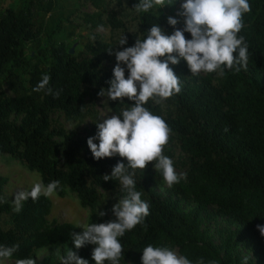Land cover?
<instances>
[{
	"label": "trees",
	"instance_id": "1",
	"mask_svg": "<svg viewBox=\"0 0 264 264\" xmlns=\"http://www.w3.org/2000/svg\"><path fill=\"white\" fill-rule=\"evenodd\" d=\"M138 2L0 0V157L23 166L38 182L60 181L55 201L43 196L35 202L29 199L19 213L12 204L0 203V245H20L6 261L35 259L37 251L59 247L65 254L71 248L95 264L91 244L76 249L71 240V233H80V228L49 222L48 216L56 202L72 195L81 210L89 212L87 223H100L98 211L115 219L111 209L124 193L118 181L106 182L103 176L127 160L118 156L96 160L87 145L100 123L94 103L101 98L99 91L110 87L117 63L108 50L133 46L136 38H146L153 24L172 34L175 29L168 17L185 0H165V6L147 13H136L133 7ZM248 3L251 11L243 14L238 33L248 45L246 70L196 77L181 60L169 65L179 77L180 93L161 104L149 100L145 105L170 129L166 156L170 158L174 146L183 157L185 178L173 185L175 194L197 207L183 213L176 202L150 189L137 169V190L150 214L119 238L124 249L120 264H141L142 250L149 244L176 250L192 264L201 258L204 264H243L233 253L243 247L252 252L256 264H264V236L257 229L264 225V0ZM80 29H107L110 36L102 40L90 34L85 43L74 42L77 46L70 54L68 42ZM122 35L127 38L124 46L118 45ZM184 35L191 39L189 33ZM45 74L59 97L33 91ZM132 103L127 98L124 103L108 100L116 115ZM6 184L0 178V198ZM208 209L241 227L220 248L212 246L200 229V218ZM36 261L62 264L57 254Z\"/></svg>",
	"mask_w": 264,
	"mask_h": 264
},
{
	"label": "clouds",
	"instance_id": "2",
	"mask_svg": "<svg viewBox=\"0 0 264 264\" xmlns=\"http://www.w3.org/2000/svg\"><path fill=\"white\" fill-rule=\"evenodd\" d=\"M165 5V0H139L133 8L136 13H147L155 6L161 8ZM181 9L177 15L184 18L182 29L176 27L178 19L169 16L167 22L175 29L172 34H165L158 24H153L146 38H136L133 46L115 52L108 50L109 55H115L117 63L113 68V79L109 81L110 87L102 88L98 95L120 103L127 98L134 103L121 109L118 115L106 116L103 122L97 123L96 135L87 139L94 159L111 158L118 154L127 160V164L117 162L110 175L103 176L106 182L118 181L124 193L111 209L115 219L105 223L78 224L77 227L83 231L71 233L76 249L86 244L95 245L92 250L95 264H105L106 261L120 264L124 249L119 238L143 223L150 214L149 204L141 198L142 192L137 190V169L143 171L149 163L155 162V170L161 173L168 187L185 178L184 174H177L172 159L163 154L170 135L168 125L163 118L145 107L149 100L161 104L180 93L179 77L169 65H177L183 60L194 76L201 72L223 76L225 69L236 72L241 68L247 69L248 45L243 36L238 37V33L243 27V14L251 11L248 0H185ZM184 33H189L191 39H186ZM126 44L127 38L122 35L118 45ZM50 79L49 75H43L33 91L59 97L60 93L49 86ZM95 140H99V143H95ZM58 188L59 180L47 184L40 181L34 183L31 190L17 191L12 201L13 211L21 212L29 199L35 202L41 196L53 197ZM98 215L104 216L106 213L98 211ZM257 229L264 236V225H257ZM19 247V244L0 245V264L12 258ZM61 260L62 264H88L71 248ZM15 264H37V261L26 257L16 259ZM141 264L192 262L169 247L149 244L142 250ZM196 264H204L203 258Z\"/></svg>",
	"mask_w": 264,
	"mask_h": 264
},
{
	"label": "rangeland",
	"instance_id": "3",
	"mask_svg": "<svg viewBox=\"0 0 264 264\" xmlns=\"http://www.w3.org/2000/svg\"><path fill=\"white\" fill-rule=\"evenodd\" d=\"M181 4L179 5L180 7L175 10L174 12L175 15L173 16L174 18L178 19L179 23H183L184 21L183 17L177 15L179 11H182ZM77 22L79 23V20H77ZM90 34L91 35L96 34L102 40H107L110 36L109 31L107 29H97L93 32H89L85 30L83 31L80 29L77 30L76 34H74V36L69 40L68 44L71 45L70 49L74 52L77 43L81 44L88 41L90 39ZM74 42L77 43L74 44ZM206 75L207 73L201 72L200 74L195 76L204 77ZM94 104H95V111L98 113L100 118L99 120L100 123L103 122V119L106 116L113 114L111 111H109L107 97L99 98L98 100H96ZM65 128L69 129L68 126H65ZM97 142L99 143V140H97ZM168 148H170L169 145L164 146L163 154L165 156L167 153L166 150H168ZM116 156L120 157L118 154ZM170 158L173 161V166L177 174L178 175L184 174L183 170L180 167L183 157L180 155V153L174 146L171 148ZM121 159H125V158H121ZM142 172L146 178L145 180L149 185L150 189L158 193L163 198H169L173 202H176L179 209L183 213L188 214L197 207V204L194 203L192 200L183 199L179 195H176L173 190L174 186L168 187L164 183L161 173L157 172L153 165L147 166ZM0 178H4L7 180V184L3 187L2 190L0 203H10L12 205H13L12 201L14 200V195L17 191L29 190L31 189V186L34 183L38 182L37 180L38 177L36 175L29 173L23 166H19L16 163L4 162V158L2 157H0ZM70 196L72 195H68L66 199L61 200V202H56L54 204V208L51 211L50 216H48L49 222L55 221L56 223L59 224L70 223L75 226H77L78 224L87 223L89 212L82 211L79 206V203L76 200L74 201V199ZM51 199L55 201L54 196L51 197ZM105 213L106 215L99 216L100 223H105L109 220H113L108 216L107 212ZM200 222H201V226H200L201 231L206 234L212 246L216 248L221 247L223 240H225L229 234L241 230V227L232 220L217 216L213 209H208L207 213L201 216ZM80 231L82 232L83 229L80 228ZM91 247L94 248L95 245L91 244ZM173 251L177 253L176 250ZM233 253L238 257V259L243 264H256L252 252L243 247L236 248ZM51 254H57L59 256L60 262H62L61 258L65 255V253H63L59 247H54V248L42 249L37 251L35 254V259L41 261L43 258L48 257ZM245 258H247L246 262H245ZM3 264H15V263L11 261H4Z\"/></svg>",
	"mask_w": 264,
	"mask_h": 264
},
{
	"label": "water",
	"instance_id": "4",
	"mask_svg": "<svg viewBox=\"0 0 264 264\" xmlns=\"http://www.w3.org/2000/svg\"><path fill=\"white\" fill-rule=\"evenodd\" d=\"M69 53L71 54V53H73V51H72V50H70V51H69Z\"/></svg>",
	"mask_w": 264,
	"mask_h": 264
}]
</instances>
